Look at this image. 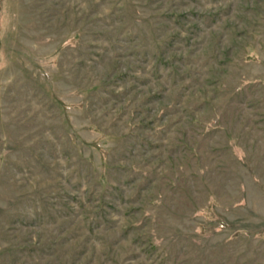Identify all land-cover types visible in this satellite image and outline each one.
Wrapping results in <instances>:
<instances>
[{"label": "rangeland", "instance_id": "rangeland-1", "mask_svg": "<svg viewBox=\"0 0 264 264\" xmlns=\"http://www.w3.org/2000/svg\"><path fill=\"white\" fill-rule=\"evenodd\" d=\"M0 264H264V0H0Z\"/></svg>", "mask_w": 264, "mask_h": 264}]
</instances>
